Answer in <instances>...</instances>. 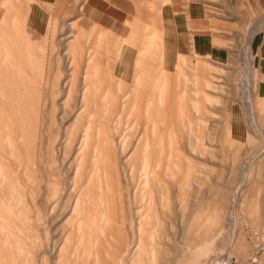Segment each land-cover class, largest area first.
<instances>
[{
    "label": "rangeland",
    "instance_id": "1",
    "mask_svg": "<svg viewBox=\"0 0 264 264\" xmlns=\"http://www.w3.org/2000/svg\"><path fill=\"white\" fill-rule=\"evenodd\" d=\"M76 1L23 0L22 50L0 7V264H264V8L212 0L217 55L164 48L189 0Z\"/></svg>",
    "mask_w": 264,
    "mask_h": 264
},
{
    "label": "crops",
    "instance_id": "2",
    "mask_svg": "<svg viewBox=\"0 0 264 264\" xmlns=\"http://www.w3.org/2000/svg\"><path fill=\"white\" fill-rule=\"evenodd\" d=\"M68 1L69 0H53V3L62 6V5H67ZM71 1L74 2L76 0H71ZM220 1H222L220 8L221 9L224 8V10L225 9L228 10L229 6H231V8L232 7L246 8V10H252V11H259L262 8H264V0H220ZM107 3H108L107 0H92L91 2L90 1L87 2V5L98 11L100 14L110 17V19H113L114 21L122 22L123 19L122 16H120L121 12H118L116 8H114L110 3L108 4ZM72 4L73 6L78 5L77 1ZM3 5H5L6 7H12V10L8 14L9 18L6 20V23L8 24V33L14 32L13 35L17 36V33H19L21 27L20 25L21 15L19 13V10L21 9V7L26 6V4L23 2V0H9V2L7 1L6 3H4L1 0L0 7ZM28 5L31 4L27 3V6ZM215 5L213 4L212 0H189V5L187 3H183L184 6L183 12L175 10L171 4L166 5L164 7V10L162 11V26L165 29L164 39L169 41H165L166 45H164V48L166 46L168 52H170L171 46L169 42L171 41V39H183L186 41V45L189 50L195 49V50H200V52L202 53L203 51L206 53L210 51V53L212 54H217V55L221 54L220 52L212 50V47L210 48L211 45H209V43L212 41V35L210 33H207L209 29L213 28L214 24L216 23L213 20L212 13L209 11V7H219ZM129 11L131 12L132 10ZM220 21L221 23H218L217 25L220 24L222 25L223 21L229 22V20H226V18L220 19ZM12 22L13 24H10ZM5 25L2 24L3 28L6 27ZM12 27L14 28L12 29ZM165 27H168V29L166 30ZM189 43H192L193 46H191ZM143 44L146 48L155 45L156 43H154V35L151 36L150 41L144 42ZM126 46H127L126 41L122 40L121 42H118L116 50H127ZM145 47L139 50H145V60H146V55L148 50H146ZM259 47H261L264 53V42H262V44L260 42ZM165 54H166V50H164V55ZM164 60L167 61L166 55L164 56ZM166 70L168 71V68L163 66L160 74L157 76L156 80L157 81L160 80L159 84L162 83V81L164 80L165 77L164 72ZM154 81L152 82V87L153 85H155V87L158 88L159 86L158 82L156 85L154 84Z\"/></svg>",
    "mask_w": 264,
    "mask_h": 264
},
{
    "label": "bare ground",
    "instance_id": "3",
    "mask_svg": "<svg viewBox=\"0 0 264 264\" xmlns=\"http://www.w3.org/2000/svg\"><path fill=\"white\" fill-rule=\"evenodd\" d=\"M23 29H24V27H23ZM22 29V30H23ZM24 31V30H23ZM22 31V32H23ZM21 32V27H20V30H19V33H17V37L15 38V37H13L12 36V38H11V43L13 44L12 45V47H13V49L12 50H22V48H21V46H19L18 44V40L21 38V39H24V35L23 34H21L22 33ZM21 41V40H20ZM23 42V41H22ZM11 43L9 42V44H7L6 43V40L5 39H3V36L2 37H0V92H2V94H4L6 97H4L3 95V97L6 99V103H8L9 102V100L11 99V97L13 96V91L12 92H10V90H11V88L13 87V85H15V84H13L15 81H21V79L22 78H24L23 79V81L25 82L26 80H27V76H28V74H29V72H28V67L30 68L31 67V60H32V58L31 57H29V56H31V52L29 51V53H28V55L29 56H27L26 57V55H25V58L27 59L28 58V64L26 63V59H25V61H22L23 63H21L20 64V66L18 67V69L16 70V71H13V72H16V74L17 75H15L16 77H15V79L14 80H9V79H7L6 77H8V76H5L4 77V73L8 70H5L6 68H4V63L2 64V62L4 61V60H6L7 58H8V55H9V50H11L10 49V47L8 48V46L9 45H11ZM27 43V42H26ZM21 45V44H20ZM23 50H32V48L31 47H29V44H28V46H26V48H24ZM26 52V51H25ZM20 53V52H19ZM16 55V54H15ZM14 55V56H15ZM14 59H15V57H14ZM29 59H30V61H29ZM24 60V59H23ZM21 61V60H20ZM122 61V60H121ZM19 65V64H18ZM10 66H11V64H10ZM9 66V67H10ZM6 67V66H5ZM8 68V67H7ZM15 68V67H14ZM9 72V71H8ZM12 73V72H11ZM9 74V73H8ZM12 77V76H11ZM24 88H26L27 89V87L25 86ZM15 101H16V99H15ZM104 233V232H103ZM93 234V233H92ZM254 254V253H253ZM251 255L250 257H252V259H250L251 261H255V257H254V255ZM228 259H233V261H244L243 259H241V258H239V257H237V258H235V257H233L232 256V253H230V252H228L227 253V255H226V257H224L222 260H220L219 261V263H217V264H225V262H227L228 261ZM249 261V260H248Z\"/></svg>",
    "mask_w": 264,
    "mask_h": 264
},
{
    "label": "built area",
    "instance_id": "4",
    "mask_svg": "<svg viewBox=\"0 0 264 264\" xmlns=\"http://www.w3.org/2000/svg\"><path fill=\"white\" fill-rule=\"evenodd\" d=\"M252 259V257H249L246 261ZM246 261H233V259H228L227 262H225V264H245ZM219 262H216L215 264H217Z\"/></svg>",
    "mask_w": 264,
    "mask_h": 264
}]
</instances>
